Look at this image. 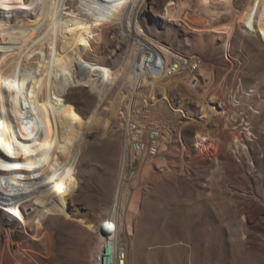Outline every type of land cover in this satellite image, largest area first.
<instances>
[{
    "label": "rangeland",
    "instance_id": "1",
    "mask_svg": "<svg viewBox=\"0 0 264 264\" xmlns=\"http://www.w3.org/2000/svg\"><path fill=\"white\" fill-rule=\"evenodd\" d=\"M169 1L146 0L141 24L147 33L153 28L154 35L148 34L154 41L200 59L201 66L164 76L170 84L165 91L143 86L129 114L140 125L161 122L170 136L167 151L154 158L125 157L120 116L126 103L120 101L126 99L129 79L124 73L116 80L114 110H103L107 103L97 111L109 126L88 134L70 218L47 221L35 239L15 232L20 264H90L101 218L109 215L122 184L123 207L134 224L128 235L122 228L128 264H264V43L234 27L231 12L217 23L230 28L229 41L170 21ZM247 1L236 0L235 8L243 9ZM196 3L192 0L190 11ZM122 34L105 29L88 58L116 75L132 54ZM68 96L85 117L98 104L84 87ZM200 136L208 145L196 143Z\"/></svg>",
    "mask_w": 264,
    "mask_h": 264
},
{
    "label": "bare ground",
    "instance_id": "2",
    "mask_svg": "<svg viewBox=\"0 0 264 264\" xmlns=\"http://www.w3.org/2000/svg\"><path fill=\"white\" fill-rule=\"evenodd\" d=\"M145 1L0 0V264L6 256L7 264H20L13 247L15 232L35 239L47 221L70 218V203L80 187L77 168L88 134L105 125L98 116L99 107L109 103L103 110H114L117 78L126 73L124 79H129L126 99L121 97L123 92L119 95L128 110L143 86L163 91L170 86L154 69L157 59H163L167 72L174 68L170 59L187 58L154 41L148 34L154 35L152 27L148 33L143 28L139 14ZM191 2L170 0L166 18L229 41L230 28L222 29L217 23L231 12L234 27L264 43V0H248L241 10L235 8L236 0H197L190 11ZM107 28L128 37L132 52L116 75L110 66L88 58L96 50L94 40L104 38ZM200 66L199 61L191 62L192 69ZM178 69H189L188 63L178 62ZM175 74L169 71L165 76ZM78 87L88 89L98 101L87 117L68 98ZM215 107L210 106L209 112ZM123 113H119L122 122L126 121ZM129 119L139 123L132 116ZM207 142L200 136L196 143ZM122 187L109 215L101 218V226L112 215L128 235L134 224L123 207L127 193ZM100 241L97 238L90 249V258Z\"/></svg>",
    "mask_w": 264,
    "mask_h": 264
},
{
    "label": "built area",
    "instance_id": "3",
    "mask_svg": "<svg viewBox=\"0 0 264 264\" xmlns=\"http://www.w3.org/2000/svg\"><path fill=\"white\" fill-rule=\"evenodd\" d=\"M161 60L163 61L162 58L157 59L154 69L158 70V73L164 76L169 71H176V74L183 72L184 70L178 69V62L188 63V68H191L192 61L201 62L198 58L188 59L175 56L174 59L169 60L174 61V68L168 69L166 72ZM129 109L123 113V118L126 119L123 122L125 131V157L136 159L147 156L154 158L166 152L170 136L164 130L163 124L159 121H154L149 126L132 123L131 119H129ZM109 217L102 226L100 225V240L102 241L94 249L90 264H127L128 251L127 245L121 237L122 229L119 227L120 222L117 223L112 218V215Z\"/></svg>",
    "mask_w": 264,
    "mask_h": 264
}]
</instances>
